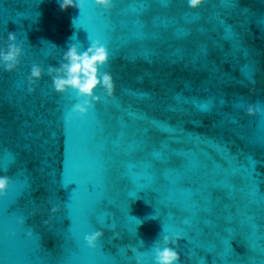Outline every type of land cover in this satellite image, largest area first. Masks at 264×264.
<instances>
[{
    "label": "water",
    "instance_id": "95a60500",
    "mask_svg": "<svg viewBox=\"0 0 264 264\" xmlns=\"http://www.w3.org/2000/svg\"><path fill=\"white\" fill-rule=\"evenodd\" d=\"M113 4L0 0V48L9 32L24 48L17 70L0 67V175L13 181L0 264H136L128 245L153 264L161 234L181 236V264H264V115L246 114L264 105V0ZM97 39L114 96L98 88L88 114L66 121L77 101L47 68ZM33 64L45 75L30 93Z\"/></svg>",
    "mask_w": 264,
    "mask_h": 264
},
{
    "label": "clouds",
    "instance_id": "9594fccd",
    "mask_svg": "<svg viewBox=\"0 0 264 264\" xmlns=\"http://www.w3.org/2000/svg\"><path fill=\"white\" fill-rule=\"evenodd\" d=\"M86 2L87 0H58L62 11H66L69 7H75L79 9L80 13L84 10ZM203 3L204 0H187V5L191 9H198ZM95 6L107 12L113 8L114 4L113 0H95ZM77 19L78 17L72 21L73 27L76 29L75 21ZM74 36L75 34L70 39L72 40ZM23 54V43L17 42V34L15 32H9L5 46L0 48V67L9 73L17 70ZM109 59L110 54L107 46L97 39L92 40L86 50H82L76 43H70L67 50L63 52L62 62L59 67L48 66L46 74L50 77L55 92L57 94H65L71 91L77 101L72 105L69 114L65 117L66 121H70L73 115L83 117L88 114L89 110L101 99L96 94L98 88L103 89L107 97L111 98L114 96L115 82L112 74L108 71H101L109 63ZM44 75V68L39 64L32 65L30 75L27 77L28 91L30 93L35 91L33 85H36L37 81L42 79ZM246 114L249 116L264 115V105L259 102L249 104L246 108ZM12 183L13 181L9 176H0V197L7 196ZM50 211L55 214L60 211V207L58 205L53 206ZM184 222L188 223L187 220ZM18 223L23 225L25 218L19 217ZM45 223L47 224L48 221H45ZM111 228L114 238H119L120 233L115 232V225H112ZM28 235L31 236L32 232L29 231ZM103 236V231L95 230L85 234L83 239L88 248L96 249L98 242ZM180 239L181 236L179 234H161V238L152 245L151 259L153 264H181V255L177 247H173V245L178 246ZM140 242L143 243V241ZM128 248L134 253L136 264H145L146 253L140 252L132 245H128Z\"/></svg>",
    "mask_w": 264,
    "mask_h": 264
},
{
    "label": "snow or ice",
    "instance_id": "6c2138e0",
    "mask_svg": "<svg viewBox=\"0 0 264 264\" xmlns=\"http://www.w3.org/2000/svg\"><path fill=\"white\" fill-rule=\"evenodd\" d=\"M94 5H95V0H94ZM99 8V7H98ZM97 15L103 17L104 16V13H97ZM0 176H3V175H0Z\"/></svg>",
    "mask_w": 264,
    "mask_h": 264
}]
</instances>
